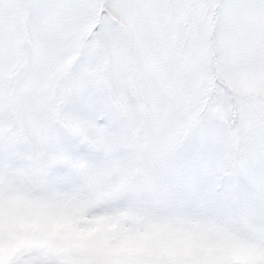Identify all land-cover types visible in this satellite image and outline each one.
<instances>
[{"label":"snow or ice","instance_id":"snow-or-ice-1","mask_svg":"<svg viewBox=\"0 0 264 264\" xmlns=\"http://www.w3.org/2000/svg\"><path fill=\"white\" fill-rule=\"evenodd\" d=\"M0 264H264V0H0Z\"/></svg>","mask_w":264,"mask_h":264}]
</instances>
